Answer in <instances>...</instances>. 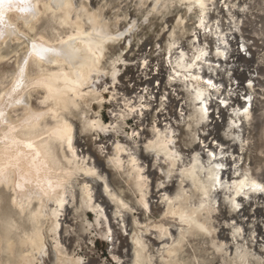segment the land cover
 Segmentation results:
<instances>
[{
  "label": "bare ground",
  "instance_id": "6f19581e",
  "mask_svg": "<svg viewBox=\"0 0 264 264\" xmlns=\"http://www.w3.org/2000/svg\"><path fill=\"white\" fill-rule=\"evenodd\" d=\"M40 2H46L45 9L51 10L54 19L69 27L70 32L66 38L61 39L40 34L39 38L30 41L22 55L17 54L13 67L15 69L0 80V190L11 192L13 211V214L7 212L9 216L5 213L7 217L0 214V225L3 228V232H0V264L3 258L5 264H37L38 259L40 264L80 263L82 259L69 257L70 253L64 248L63 239H57L55 253L51 245H48L47 233L44 231L46 219L51 221L50 230L58 234L60 227L69 222L70 210L78 208L79 202L98 214V222L106 220L110 231L113 229L110 219L112 216L131 236L132 242L127 252H123V255L115 254L116 259L123 260L121 264H189L190 261L187 262L184 258L186 246L192 240L204 238L210 239L217 254L213 257L219 258L220 264H253L254 261L264 263L263 257L254 248L251 249L255 241L260 246L258 239L262 236L258 233L256 222L251 219L252 227H247L248 219L242 217L251 203L255 205L258 195L264 198V185L248 170H243L242 157L232 153L231 147L201 141L195 149L185 153L177 145L178 130L168 117L163 119L170 121L165 124V128L154 126L149 138L137 132L142 144L128 136L127 143L113 139V134L122 132L125 124L122 119L115 121L113 125H105L101 118L88 119V112L83 109V105L89 106V98H102L100 90L96 89V78L106 72L103 60L108 44L116 42L125 34L111 31L101 7L97 8L100 10L90 11L87 8L89 4L86 6L83 0H12L11 7L0 5V41L4 42L3 45L6 44V38L8 40L13 34L16 35L17 29L11 22V14L22 19L35 17L39 13L37 6ZM215 2L216 0H170V5L171 8L175 5L183 6L187 12L198 11L202 22L210 5ZM154 3L156 13L169 5L165 0H154ZM185 23L186 19L180 15L170 34L171 48L180 40L176 30L183 32ZM2 53L4 52L0 47V61ZM172 63L175 75L180 78H184L192 67L183 52L176 55ZM112 69L113 74L118 72L115 61ZM193 77L191 82L184 83L193 106V112L183 120L187 121L189 129L206 121L208 98L211 97L198 74ZM38 88L44 91L42 104L46 106L45 109H36L30 104L31 91ZM154 98L145 106H135L126 97L124 101L127 106H123L126 110L120 109L114 117L126 119L137 116L140 120L150 108L156 106ZM19 107L22 108V113L13 116L12 112H16ZM74 110L81 115L84 129H105L107 140L112 146L115 145L112 163L128 174L127 180L139 195L137 202L147 212L150 211L146 219L133 221L136 232L127 212L129 209L126 211V208H138L111 187L109 177L96 170L94 162H88V165L80 155V139L72 117ZM246 116L245 121L252 113L248 112ZM235 118L237 120L232 123L234 127L238 120L241 121V125L236 126L240 133L234 134L238 139L243 133L244 121L238 113ZM193 136L197 138L196 131ZM65 146L72 151L71 155L67 153ZM164 165L167 166L166 169ZM155 171L161 177L157 178ZM108 197L117 204L118 210L115 208V212H112L114 207L111 210V200ZM156 198L163 205V212L158 221H153L151 213ZM52 202L56 207H51ZM227 204L235 217L224 221V207ZM60 212H63V219ZM16 215L20 218L26 216L31 224L30 228H22ZM227 228L231 230L230 244L224 241ZM262 239L264 240V235Z\"/></svg>",
  "mask_w": 264,
  "mask_h": 264
},
{
  "label": "rangeland",
  "instance_id": "374dc122",
  "mask_svg": "<svg viewBox=\"0 0 264 264\" xmlns=\"http://www.w3.org/2000/svg\"><path fill=\"white\" fill-rule=\"evenodd\" d=\"M147 1L148 0H83L86 6H88L89 4L87 8H90V11L100 10L97 9L100 7L102 9L101 11L104 10L102 13L106 19V22H108L107 24L111 31L115 33H119V31L125 32L124 36L119 40H117L116 42L112 41L108 44V51H106V57L103 60V66L105 67L106 72L105 74L103 73L99 76L101 78H96V89L100 90L102 98L100 100H92L91 98H89L88 103L91 104H89L91 108L87 105H83V109L88 112L86 113L88 119L93 120L94 118H101L105 125H113L115 121L117 122L122 119L125 123L122 129L123 133L119 132L118 134H113V139L117 141L122 140L120 141L121 143H127L126 140L128 136V138H130L131 140L142 144L140 137L137 135V132H141L143 136H148L149 138L154 126L158 125L160 128H165V126L162 125V121L163 119H166L168 117V119L172 121L173 125H175L176 129L178 130L176 137L178 139L177 145L182 148L183 152L189 153L191 149H195L201 141L222 143L226 147H231V150H233L232 153L242 157L241 167L243 168V170H248L264 185V67L261 68V79L255 90L256 103L253 109L252 116H250L247 121H245L246 118H242V120L244 121V130L243 133H241V138L239 137L237 139L234 136V134L236 135L240 133V131H238L236 126L234 127L232 125L233 120H235L236 118L231 115V111V114L229 115L226 113L225 121L223 120L222 123H218V125H215L214 128L209 129L205 125L208 120L207 118L206 121L202 123V125L200 124L198 127L194 126L189 129L186 124L187 121H183L184 119L180 120L179 113L180 108L186 109L185 111L187 113V119L188 115L193 112V106L190 104V100L188 99L189 94L187 89H185L186 87L184 88L183 83L175 85V88H177L178 90L176 92L178 95H175V97L171 94L172 92H170V96H172L171 103L163 102V91H169L167 85L164 87L165 89L163 88V84L167 82V77L166 79L164 77V80L162 79V83L159 84L157 88H155V84L157 81L156 73L160 71L159 69H162V67L159 66H162L161 62L163 60V57L172 50V48L170 47V34L179 16L182 15L186 19V32H184L185 30L183 32L179 29L176 30L178 38L180 39L178 41L186 43L188 45L191 39L192 31L197 23V19L200 14L198 13V11H196L195 13L187 12V10L180 5H175L173 8H171L172 6L170 5V0H165L166 3H169V7H163L156 13L154 0H150L148 2ZM40 3L37 6V9L39 10L37 11L39 13H37L35 17H27L26 19L18 17V19L15 17V14H11V22L14 26H16L14 28L17 29H15V33L17 36L15 34H13L11 37L9 36V41L6 38V44L4 45V42L2 43L0 41L1 51L4 52L2 53L3 57L0 61V80H3L6 74H9L10 72H12V70L15 69L13 67H15L14 65L17 56L22 55L25 51V48H27V46L30 44V41L39 38L40 34H46L51 38L55 37L58 39L66 38V36L69 34L70 28L61 25L58 21H56V19H54L53 12L51 10L45 9L44 3L46 2ZM220 3L221 0H216L215 4L210 5V9L211 6L218 7ZM230 4L233 8L237 9V12L246 11L245 17L247 26H244L243 28V36L252 38H255L257 36L261 37V40L259 42L260 44H258L257 46L258 50L256 49L255 53L257 57L261 58L264 62V0H230ZM219 7L224 9L221 4ZM14 17L15 19H13ZM13 20L15 22H13ZM256 20L261 21V30L255 29L253 23ZM260 33H262V35ZM22 36L24 39L22 38ZM114 61L116 62L118 71L116 72V74H113L112 69ZM117 90L120 92H118ZM154 94L156 99V106L150 108L151 110L149 109L144 118L139 120V117L137 116H129L126 119L114 117L120 109L126 110V108L124 107L127 105H125L126 102L124 101V98L127 97V99L129 100L131 99L132 103H134L135 106H137L138 104V106H145L147 105L148 101L154 98ZM137 95L139 97H137ZM42 96L44 97V91L42 89L38 88L32 90L30 97V104H32L31 106L36 109H45L46 106L42 104ZM128 108L130 107H127V109ZM21 111L22 108L19 107L16 112H12V115H20V113H22ZM160 115L164 116L161 117ZM72 117L74 122L76 123L78 138L80 139V155L84 157L88 165H90L91 162V164H93L94 162V167H96L95 169L101 171V173L106 174L109 177L111 187L119 193H122V196L127 199H125L126 201L138 208V210H132L129 207L126 208V211L129 209L127 212L130 216L132 228L135 230L133 231L136 232V224L133 221L139 218H142L143 220L146 219V217H148V215L150 214V211L147 212L137 202V198H139V195L135 191L133 184L129 182V180H127L128 174H125L123 170L117 169L112 163L111 158L114 157L113 154H115V145L112 146V143L107 140L108 138L106 133L104 132V128L84 129L83 120L81 119V115L77 110H74ZM169 120L164 121L170 122ZM195 131L197 132V138H194L193 136V132ZM65 148L67 153L71 155L72 151L67 146H65ZM82 150H84V152ZM125 155L126 154L124 153V157ZM126 158L127 157H125V159ZM149 164L151 166L152 162H150ZM125 165L127 166V163ZM166 168L167 166L164 165V169ZM155 172L157 178L161 177L159 172ZM94 176L97 177L96 175ZM0 191V214L2 216L4 215V217H7V215L9 216V214H13V211L11 209V192L9 190ZM108 198V200H111L110 197ZM111 201V210L114 207L112 212H115V208L116 210H118L117 204L113 200ZM54 205L55 203L52 202L51 207H53ZM252 205L253 203L248 206L249 208H246V210H244L242 217L248 219L246 220L247 227H252V220H255L256 228H258L259 221L264 220V207H261L259 205L258 207H256ZM227 206L228 204L225 206L226 208L224 207V221L226 219L228 220L232 217H235V215L231 214L233 212L229 210V206ZM54 207H56V205ZM152 210V220L158 221V219L162 217L163 212V205L160 203L158 198L155 199ZM70 213L68 216L69 222L64 223L61 226L62 228L60 227V229L58 230V234H55L50 230L51 221H47L46 219L44 220V231L47 233V243L49 246L51 245L50 247L54 249L55 253L57 250L55 248L57 246V239H63L65 241L64 248L66 247L65 249H67L68 253H70L69 257H72V259H74L75 257V259H82L80 263L79 261H77L75 264H119L120 262H123V260L119 261L118 259H116L115 254L123 255L124 253H126L129 244H131L132 242V238L125 231L123 225H121L117 219H114L112 216L110 217V219L112 220L111 224L113 226L112 231H110L109 223H105L106 220L104 221V219L101 220V222H98V214L91 208L86 207L81 202H79V207L72 208V211L70 210ZM62 214L63 212H60V217H62L61 219H63ZM15 218L22 228H30L31 224L26 216H22L20 218L16 215ZM0 228V232H3V228L1 225ZM252 229L254 228H250V230ZM247 231H249V229ZM230 232V228L225 229L226 235L224 236V241L228 242L229 244L231 242L229 236ZM62 233L63 235H61ZM258 233L261 234L259 230ZM261 235L263 236V234ZM68 238L71 239L69 240ZM49 239L51 241H49ZM204 239L194 241L192 240L191 243L186 246V253H184V258L185 260H187V262L190 261L192 262L191 264H194V262L195 264H201V262L203 261L202 264H211L213 258L217 256L214 251V247L210 243V239ZM258 244L260 245V243ZM252 248H254V251L257 252V254H259L261 257H263L264 260V246H258L255 241L254 243H252L251 249ZM3 259L4 260L2 261V264H5V258ZM36 263L40 264V260L38 259ZM213 264H220L219 258H214ZM253 264H259V262L254 261Z\"/></svg>",
  "mask_w": 264,
  "mask_h": 264
},
{
  "label": "built area",
  "instance_id": "2783aa9c",
  "mask_svg": "<svg viewBox=\"0 0 264 264\" xmlns=\"http://www.w3.org/2000/svg\"><path fill=\"white\" fill-rule=\"evenodd\" d=\"M220 4L224 9L219 7ZM220 4L218 7L211 6L202 22L198 16L188 45L177 42L171 50L172 54L169 52L163 57L162 66H159L162 69L156 73L157 85L155 84L157 88L162 83V79L167 77L163 88L167 85L169 91H163L162 98H164L163 102L171 103L170 92L173 96L178 95L175 85L191 82L194 79L193 76L198 74L199 80L205 84L211 95L207 105L206 126L209 129L225 121L226 113L229 115L230 111L233 112L231 115L238 113L244 119L248 112L253 113L256 103L255 90L261 79V68L264 67L263 60L255 53L261 37L243 36V28L247 26L246 11L237 12V9L230 4V0H221ZM253 24L255 29L261 30L260 20H256ZM181 52L185 54L186 61L191 62L192 66L184 78L175 75L172 66V60ZM185 110L180 108V120L187 116ZM166 123L167 121L163 120L162 125L165 126ZM240 125L241 121L238 120L235 126ZM257 198L254 206L264 207V198L262 199L260 195ZM261 221L264 222V220ZM261 221L257 230L264 235V226ZM262 237L258 240L260 245L264 246Z\"/></svg>",
  "mask_w": 264,
  "mask_h": 264
},
{
  "label": "snow or ice",
  "instance_id": "6c2138e0",
  "mask_svg": "<svg viewBox=\"0 0 264 264\" xmlns=\"http://www.w3.org/2000/svg\"><path fill=\"white\" fill-rule=\"evenodd\" d=\"M0 5L11 7L12 6V0H0ZM23 10H27V9H22V11Z\"/></svg>",
  "mask_w": 264,
  "mask_h": 264
}]
</instances>
